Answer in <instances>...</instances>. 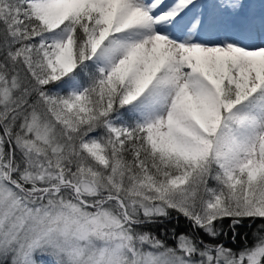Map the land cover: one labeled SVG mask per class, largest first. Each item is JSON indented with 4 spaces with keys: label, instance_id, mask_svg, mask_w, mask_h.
I'll return each instance as SVG.
<instances>
[{
    "label": "snow or ice",
    "instance_id": "6c2138e0",
    "mask_svg": "<svg viewBox=\"0 0 264 264\" xmlns=\"http://www.w3.org/2000/svg\"><path fill=\"white\" fill-rule=\"evenodd\" d=\"M260 2L0 0V264H264Z\"/></svg>",
    "mask_w": 264,
    "mask_h": 264
},
{
    "label": "trees",
    "instance_id": "16d2710c",
    "mask_svg": "<svg viewBox=\"0 0 264 264\" xmlns=\"http://www.w3.org/2000/svg\"><path fill=\"white\" fill-rule=\"evenodd\" d=\"M183 219L181 218V222H180V224H179V226H177L176 227V232L177 233H180L181 231H184V230H186V229H188L189 228V226L187 225V223L183 220ZM173 227V224H168L167 226H166V228H168V229H171ZM154 233H156L158 236H160V238L161 239H163L162 237H164L165 235H163L162 234V232H161V227H153L152 229H151ZM188 231H190V228L188 229ZM187 231V232H188ZM244 231H247L248 233H250V232H252V230L251 229H247V228H245V229H242L241 230V232L243 233ZM185 232V231H184ZM204 239L205 240H207L205 237H204ZM243 241L242 240H239V238H238V243L237 244H232L231 242H227V246H231V245H235V246H239V245H241V243H242ZM248 242H252V235L251 234H248ZM249 243V244H250Z\"/></svg>",
    "mask_w": 264,
    "mask_h": 264
},
{
    "label": "rangeland",
    "instance_id": "374dc122",
    "mask_svg": "<svg viewBox=\"0 0 264 264\" xmlns=\"http://www.w3.org/2000/svg\"><path fill=\"white\" fill-rule=\"evenodd\" d=\"M256 3H257V0H251V4L252 5H254L255 7H256V9H257V11H259L260 10V8H258V6L256 5ZM259 5L261 6V2L259 1ZM183 221V220H182ZM186 222V221H185ZM187 223V222H186ZM227 221H225V226H227ZM188 225V224H187ZM189 226V225H188ZM253 227H255V226H253ZM189 229V228H188ZM188 229H186V230H184L185 232H187L188 231ZM184 231H181V232H184ZM252 232H250V233H248V234H251ZM163 239H165L166 241H167V243L168 244H174V241L173 240H171V239H169L167 236H164V237H162ZM206 239H208L207 237H205ZM253 242V241H252ZM252 242L250 243V242H248V243H250V244H252ZM243 246V242L241 243V245H239V246H235V245H231V246H229V247H233V248H238V247H242Z\"/></svg>",
    "mask_w": 264,
    "mask_h": 264
}]
</instances>
